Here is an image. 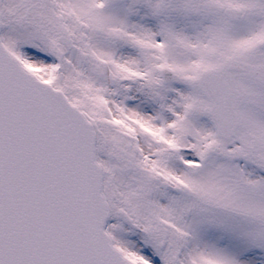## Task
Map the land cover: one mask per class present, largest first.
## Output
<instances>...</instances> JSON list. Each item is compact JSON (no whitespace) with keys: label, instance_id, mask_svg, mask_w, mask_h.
Masks as SVG:
<instances>
[{"label":"snow or ice","instance_id":"6c2138e0","mask_svg":"<svg viewBox=\"0 0 264 264\" xmlns=\"http://www.w3.org/2000/svg\"><path fill=\"white\" fill-rule=\"evenodd\" d=\"M0 264H264V0H0Z\"/></svg>","mask_w":264,"mask_h":264}]
</instances>
